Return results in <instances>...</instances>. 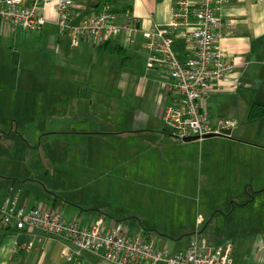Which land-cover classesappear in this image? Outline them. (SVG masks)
I'll list each match as a JSON object with an SVG mask.
<instances>
[{
  "label": "crops",
  "instance_id": "1",
  "mask_svg": "<svg viewBox=\"0 0 264 264\" xmlns=\"http://www.w3.org/2000/svg\"><path fill=\"white\" fill-rule=\"evenodd\" d=\"M72 1V26H79L85 19L98 16L105 6H109L114 16L112 21L122 31L104 44L81 41L77 47L72 48L69 35L61 34L56 26V0H25L26 8H32L36 3L38 11L46 19L39 32L25 31L0 22L1 105L7 104L8 97H11L15 89L28 92L40 86L51 90L55 82L58 84L56 88L68 95L66 109L61 107L64 116L67 117L70 107H73L79 119L75 116L72 122L76 124L78 120L83 121V125H53L51 130L45 129L42 132L39 129L40 133L34 131L35 125H32L29 133L20 130V125H0V143L4 144V148L8 147L0 151V208L9 199L17 208L26 210L47 206L66 216L67 213H73L74 204L69 205L66 201L59 206V198H48L41 178L42 171L31 170L30 158L34 153L38 154L37 159L40 160L37 163L40 167L47 166L49 171L53 169L52 162L49 164L42 160L44 152L41 150L44 140L50 136L58 142L75 141L78 138L96 141L104 139L107 142L108 136H116L121 141V150L125 151L126 170L138 169L140 166L150 172L158 171L162 182L173 183L172 187H191V183L197 182L199 177L207 190L214 183L220 182L236 186L233 192L224 195L223 202L219 196L218 203L209 205L250 206L256 196L263 197L264 118L249 121L248 114L252 106L264 105V0H231L216 13L222 24L217 44L234 61L236 68L228 83L209 92L204 107L209 112L213 130L219 128V120L222 119L229 126L228 130L232 131L227 137H213L223 140L227 147L231 144L232 149L227 152L211 149L188 151L190 145L205 147L214 144V139L178 141L163 120L166 108L172 105L179 94L168 89V69L161 62L160 55L148 48L150 39L145 34L153 30L167 32L173 37L172 47L177 58L186 61L191 57L189 40L168 32L176 0ZM151 62L152 68L149 67ZM30 65L31 71L21 68ZM123 68L127 71H123ZM110 71L118 72L114 77L117 90L120 89L124 97L137 98L141 103L135 108L132 125H128V122L110 130L94 125L96 128L89 129L92 125H86L88 120L83 118L80 110L74 108L78 95H72L71 92L76 94L78 91H87L84 88L88 86V81H108ZM21 73L25 74L24 80ZM46 81L51 84L45 85ZM15 82L18 83L16 87ZM81 101V98L77 99L79 104ZM240 122L245 125H240ZM66 126L72 130H61V127ZM14 128L17 131L15 140L10 138ZM10 129L12 133H9ZM125 143L127 146L123 145ZM234 146L239 149H234ZM19 148L22 152H19ZM30 185L36 188H30ZM45 200L53 205L46 204ZM174 205L181 206L183 201H173L170 206ZM197 217L198 222L204 220L200 213ZM100 219H103L105 225L108 224L103 216L91 218L92 223L85 224L92 225ZM190 231L179 228L173 232H163L168 236L146 235L155 242L157 250L168 248L173 255L187 249L191 239L180 245L173 242L179 237L188 236V233L192 235ZM174 237L176 241L172 240ZM206 242L210 247H215ZM231 243L235 264H264V243L260 238L253 252L244 255L237 252L234 242ZM66 248L74 254L75 249L68 241L37 231L27 233L3 229L0 225V264H112L91 252H82L69 261L63 257Z\"/></svg>",
  "mask_w": 264,
  "mask_h": 264
},
{
  "label": "rangeland",
  "instance_id": "2",
  "mask_svg": "<svg viewBox=\"0 0 264 264\" xmlns=\"http://www.w3.org/2000/svg\"><path fill=\"white\" fill-rule=\"evenodd\" d=\"M21 68L31 71L32 65ZM123 71L127 69L123 68ZM24 75L22 80L25 79ZM117 75V71H110L108 81L92 80L88 81V86L79 82L80 85L86 86L84 89L87 91H78L76 94L71 92L72 95H78L77 99L82 100L79 104L76 99L74 108L80 110L83 118L88 120L86 125H92L89 129L99 125L103 130H110L117 125H125L128 122V125H132L134 122L133 113L141 100L124 97L120 89L117 90V83L114 81ZM22 83L23 81L20 83L21 87ZM17 84L15 82L14 86ZM42 84L43 82L40 85ZM46 84L51 83L46 81ZM57 85L54 82L51 90L40 86H37L35 91L13 90L6 105H1L0 102V125H20V130L27 133L31 132L32 125H35L34 131L39 133L40 130H51L53 125H83V121L78 120L76 124L72 122L75 116L78 118L73 112V107H70L67 117L62 113L61 107L66 109L68 95L61 89L58 90ZM240 125L245 123L240 122ZM61 128L64 130L70 127ZM9 133H12L11 129ZM16 135L14 128L10 138L15 140ZM107 138V142L104 139L100 142L85 138L58 142L50 136L44 140L41 149L44 152L42 160L53 164L50 171L47 166L38 165V154L34 153L30 158L31 170L42 171L41 180L48 198H59V206L66 201L69 205L74 204L73 213H67V216L62 214L64 219L72 220L80 214L86 223L91 224V218L103 216L107 219L106 227L112 228L120 224L130 237L138 234L168 236L163 232L186 228L191 230L192 235L188 233V236L179 237L177 241L174 237L172 240L176 242L172 241L173 243L180 245L197 238L199 244L206 240L210 245L219 247L221 244L234 242L237 252L242 255L253 252L258 238L264 243V193L263 197L256 196L250 206L209 205L218 203L219 196L223 202L224 195L233 192L236 186L231 183H214L208 187L209 191L200 177H197L198 181L192 182L191 187H172L173 183L162 182L158 171L150 172L140 166L138 169L126 170L127 160L125 151L121 150V141L116 136ZM212 139L214 138L208 140ZM212 143L214 144L205 147L191 146L190 143L187 149L192 152L210 149L227 152L232 149L231 144L227 147L220 139H214ZM123 145L127 146L126 143ZM3 146L4 144L0 143V151L8 148ZM233 148L239 149L236 146ZM19 152H22L21 148ZM21 164L23 163H17ZM30 188L35 189L36 186L30 185ZM15 193H18V189ZM209 194L211 199H208ZM176 200L183 201V205L170 206ZM47 203L49 202L46 201ZM199 213L204 217L200 222L197 217Z\"/></svg>",
  "mask_w": 264,
  "mask_h": 264
},
{
  "label": "built area",
  "instance_id": "3",
  "mask_svg": "<svg viewBox=\"0 0 264 264\" xmlns=\"http://www.w3.org/2000/svg\"><path fill=\"white\" fill-rule=\"evenodd\" d=\"M56 1V26L61 34L69 35L72 48L77 47L81 41L104 44L122 31L112 21L114 16L109 6H105L98 16L85 19L79 26H72L73 1ZM230 2L231 0H176L168 32L189 40L192 52L186 61L177 58L172 47L173 37L167 32L153 30L145 34L150 39L148 48L160 55L161 62L168 69V89L179 94L163 115L164 122L178 141L188 138L202 140L211 134L224 135L223 130L229 129L222 119L219 120V128L212 129L210 115L204 103L209 92L228 83L235 72L234 61L217 44L222 24L216 13ZM0 22L25 31L39 32L46 19L38 11L36 3L32 8H26L25 0H0ZM152 66L153 62L149 67ZM0 225L3 229L27 233L37 231L68 241L75 249L74 254L68 248L63 252V257L69 261L82 252H91L112 264H235L232 243L210 247L206 241L199 244L196 238L191 240L186 251L172 255L167 248L157 250L155 242L142 234L128 236L120 224L108 228L103 219H100L87 225L82 216L66 220L59 211L50 207L26 210L17 208L9 199L0 208Z\"/></svg>",
  "mask_w": 264,
  "mask_h": 264
},
{
  "label": "trees",
  "instance_id": "4",
  "mask_svg": "<svg viewBox=\"0 0 264 264\" xmlns=\"http://www.w3.org/2000/svg\"><path fill=\"white\" fill-rule=\"evenodd\" d=\"M261 118H264V105L252 106L251 109H250V111H249V114H248V120L249 121H254V120H257V119H261ZM145 237L148 239V237L146 236V234H145ZM150 240H152V239H150ZM228 243H231V242H228ZM178 253H181V252H178ZM175 254H177V253H175ZM161 264H165V263H161Z\"/></svg>",
  "mask_w": 264,
  "mask_h": 264
},
{
  "label": "water",
  "instance_id": "5",
  "mask_svg": "<svg viewBox=\"0 0 264 264\" xmlns=\"http://www.w3.org/2000/svg\"><path fill=\"white\" fill-rule=\"evenodd\" d=\"M231 130H223V133L224 135H214V134H211V135H208L206 136L205 138H213V137H216V136H222V137H227V136H230L231 135ZM197 139L196 138H188V139H185L184 142H193V141H196Z\"/></svg>",
  "mask_w": 264,
  "mask_h": 264
}]
</instances>
